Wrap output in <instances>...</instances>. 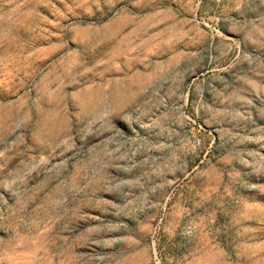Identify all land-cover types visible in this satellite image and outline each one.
I'll return each mask as SVG.
<instances>
[{
  "label": "rangeland",
  "instance_id": "rangeland-1",
  "mask_svg": "<svg viewBox=\"0 0 264 264\" xmlns=\"http://www.w3.org/2000/svg\"><path fill=\"white\" fill-rule=\"evenodd\" d=\"M0 264H264V0H0Z\"/></svg>",
  "mask_w": 264,
  "mask_h": 264
}]
</instances>
